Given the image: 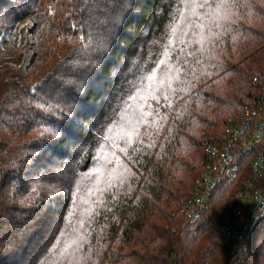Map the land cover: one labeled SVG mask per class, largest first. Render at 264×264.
Returning a JSON list of instances; mask_svg holds the SVG:
<instances>
[{"label":"trees","instance_id":"1","mask_svg":"<svg viewBox=\"0 0 264 264\" xmlns=\"http://www.w3.org/2000/svg\"><path fill=\"white\" fill-rule=\"evenodd\" d=\"M28 17L51 64L31 82L0 75V264H49L74 215L96 264H229L230 243L177 209L203 143L264 92V0H0V28ZM170 71L181 81L168 91ZM235 264H264V218Z\"/></svg>","mask_w":264,"mask_h":264},{"label":"built area","instance_id":"2","mask_svg":"<svg viewBox=\"0 0 264 264\" xmlns=\"http://www.w3.org/2000/svg\"><path fill=\"white\" fill-rule=\"evenodd\" d=\"M203 148L204 168L179 212L191 225L209 222L230 243L229 264H235L247 254L251 236L264 218V92L239 115L227 118L219 138L204 142ZM223 185L229 187V198L216 212L212 203Z\"/></svg>","mask_w":264,"mask_h":264},{"label":"rangeland","instance_id":"3","mask_svg":"<svg viewBox=\"0 0 264 264\" xmlns=\"http://www.w3.org/2000/svg\"><path fill=\"white\" fill-rule=\"evenodd\" d=\"M56 16L63 18L61 11L57 12ZM211 17H214L212 13L209 18ZM35 28V20L31 17L21 21L13 31H11L10 28L9 30H6L5 27L0 28V75L3 82L9 83L16 79L19 80L21 79L19 77L21 73L25 74L24 76L31 82L32 79H36L49 71L51 62L43 63V61L34 54H39L38 49L33 48L32 36ZM194 36L199 48L203 47L205 41L209 38L205 26H197V33ZM33 58L35 61H33ZM173 75L174 72L170 71L165 81V89L168 91H171L173 86L181 81V77L171 80ZM1 85H5V83ZM158 87L164 91V79H162ZM237 115H239V113ZM147 117L148 114L142 109L141 113L137 115V125L134 127L133 135H135L138 129L146 122ZM112 171L115 175L124 179H129L130 177L129 170L124 172L123 168H116V165H114ZM107 172L108 171L104 174ZM87 201L88 196H85L81 200L83 203ZM179 207L177 211H179ZM76 217L77 216L74 215L73 219L68 222L67 228L63 230L61 235L62 239L59 241L57 252L54 255L57 258L52 259L53 257H51L49 264H96L97 259H99V253L96 251L94 252L93 247H90L92 240L88 234L87 224L82 221H76ZM218 239L214 237V240L211 241L218 243L223 249H226V243L221 239V242H219ZM211 241L207 240L208 243L205 244V247H208L209 244L212 243ZM87 243L88 245H86ZM108 249L107 245L102 247L103 253L101 258ZM123 252L126 253L127 251ZM175 262H178L177 259H174L172 264Z\"/></svg>","mask_w":264,"mask_h":264}]
</instances>
